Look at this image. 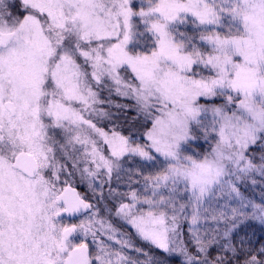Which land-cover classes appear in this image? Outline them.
I'll return each instance as SVG.
<instances>
[{
	"label": "snow or ice",
	"instance_id": "1",
	"mask_svg": "<svg viewBox=\"0 0 264 264\" xmlns=\"http://www.w3.org/2000/svg\"><path fill=\"white\" fill-rule=\"evenodd\" d=\"M253 223L264 0H0V264H264Z\"/></svg>",
	"mask_w": 264,
	"mask_h": 264
},
{
	"label": "rangeland",
	"instance_id": "2",
	"mask_svg": "<svg viewBox=\"0 0 264 264\" xmlns=\"http://www.w3.org/2000/svg\"><path fill=\"white\" fill-rule=\"evenodd\" d=\"M103 95H104V97H106V96H107V93L105 92ZM112 101H113V103H130V101H126V100H124L122 97L115 95V93H113V95H112ZM104 107H107V105H104ZM129 115H131V113H129ZM119 123H121V124L123 125V128H122L123 133H124L125 135H127L128 127H127L126 124H124L123 116H121V119H120ZM101 126L105 127V129L107 130V129H109L112 125L109 124V123L105 120V121H103V122L101 123ZM148 126L150 127V125H148ZM143 130H144L143 128L140 129L141 132H142ZM137 158H138V157H137ZM130 164L132 165V162H130ZM125 186H126L125 184H122L121 187H120V191H123V192L128 191L129 189H127ZM138 187H140L139 184H138L137 186H135V188H138ZM77 190H78L82 195H88L89 197L91 196V193L88 192L86 185H79V186L77 187ZM242 190L245 191V194H246V195L252 197V198L255 199L257 202L260 201V199H261V195H262V192H261V188H260L259 186L256 187L255 189H253L250 185H245V186L243 187ZM74 222H78V221H74ZM255 224L260 225V224H258V223H255ZM146 247H147V246H146ZM154 251H155V250H154ZM157 254H158V253H157ZM174 260H175V259H174ZM175 261L177 262V260H175Z\"/></svg>",
	"mask_w": 264,
	"mask_h": 264
},
{
	"label": "trees",
	"instance_id": "3",
	"mask_svg": "<svg viewBox=\"0 0 264 264\" xmlns=\"http://www.w3.org/2000/svg\"><path fill=\"white\" fill-rule=\"evenodd\" d=\"M203 141H194L192 142V144L190 145V150L195 152V151H203ZM135 162H132V167H135L137 163H139V158H134ZM147 171V170H146ZM134 180L139 179L138 177H134ZM138 184L133 183L132 187L135 188V186H137ZM127 188V186H125ZM128 189V188H127ZM247 231L250 234H254L253 235V239L257 240V241H261L264 240V226L261 225H257L255 223H253L248 229ZM146 247V246H145ZM169 264H178V262H176L174 259H172Z\"/></svg>",
	"mask_w": 264,
	"mask_h": 264
}]
</instances>
